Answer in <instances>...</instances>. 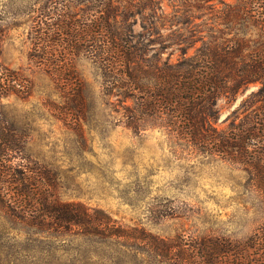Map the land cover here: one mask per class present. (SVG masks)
Segmentation results:
<instances>
[{
    "label": "trees",
    "instance_id": "obj_1",
    "mask_svg": "<svg viewBox=\"0 0 264 264\" xmlns=\"http://www.w3.org/2000/svg\"><path fill=\"white\" fill-rule=\"evenodd\" d=\"M165 1L178 2L182 10L175 13L173 27L199 21L189 34L177 32L171 40V47L185 46L177 62L163 58L170 47L163 37ZM132 17L150 22L145 32L137 35L122 25ZM35 23L29 58L69 84L72 98L82 95L72 62L84 55L98 65L106 94L116 92L125 103L122 117L135 135L148 127L164 128L201 153L244 167L264 193V0H45ZM251 85L258 89L228 117L233 118L229 127L218 129V100L233 102ZM27 87L19 73L0 72L6 95ZM71 108L82 112L80 104ZM21 153L22 142L0 122V208L7 215L40 232L116 242L145 239V234L118 226L101 209L60 201L53 194L56 177L46 168L37 172L25 166ZM149 237L152 255L161 262L264 264V257L255 259L247 250L255 245L264 252L259 237L256 244L250 239L243 247L217 237L194 242Z\"/></svg>",
    "mask_w": 264,
    "mask_h": 264
},
{
    "label": "rangeland",
    "instance_id": "obj_2",
    "mask_svg": "<svg viewBox=\"0 0 264 264\" xmlns=\"http://www.w3.org/2000/svg\"><path fill=\"white\" fill-rule=\"evenodd\" d=\"M44 1L0 0V72L19 73L28 82L22 93L0 89V122L22 142L25 166L37 172L46 168L56 177L53 194L60 201L101 209L145 239L116 242L40 232L0 208V264H173L152 255L149 235L168 242L217 237L242 247L256 237L264 241V193L244 167L201 153L158 126L135 135L122 117L125 103L116 92L106 94L98 65L86 56L72 62L82 82L76 98L69 84L30 60ZM162 5L168 16L163 37L170 46L163 58L177 62L185 46L171 47V40L177 32L189 34L199 21L173 27L181 7L174 1ZM149 23L132 17L122 25L138 35ZM194 52L190 48L187 55ZM257 89L251 85L233 102L220 98L216 127L227 129L233 119L228 117ZM251 246L247 250L255 259L264 257Z\"/></svg>",
    "mask_w": 264,
    "mask_h": 264
}]
</instances>
